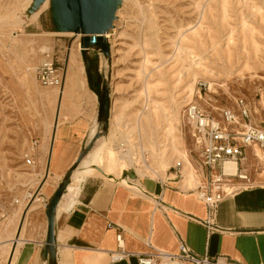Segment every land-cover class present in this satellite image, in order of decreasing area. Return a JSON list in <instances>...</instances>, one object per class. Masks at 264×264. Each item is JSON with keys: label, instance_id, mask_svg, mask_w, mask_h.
<instances>
[{"label": "rangeland", "instance_id": "1", "mask_svg": "<svg viewBox=\"0 0 264 264\" xmlns=\"http://www.w3.org/2000/svg\"><path fill=\"white\" fill-rule=\"evenodd\" d=\"M32 3L0 0V231L12 219V229L21 223L35 195L38 162L28 159L35 161V131L54 117L37 68L49 55L65 72L72 47L68 70L78 54L85 69L76 34L53 30L51 0L29 13ZM110 33V59L95 48L89 54L95 75L110 78L113 112L129 119V142L113 155L125 178H157L178 161L196 172L189 101L220 117L243 98L248 122L264 127V0H123ZM130 144L135 153L124 158ZM244 166L264 182L263 150L249 148Z\"/></svg>", "mask_w": 264, "mask_h": 264}, {"label": "crops", "instance_id": "2", "mask_svg": "<svg viewBox=\"0 0 264 264\" xmlns=\"http://www.w3.org/2000/svg\"><path fill=\"white\" fill-rule=\"evenodd\" d=\"M48 39L53 50L49 35ZM63 85L59 90L43 89L42 99L56 107L51 121L38 131L32 127L38 141L36 192L21 223L18 219L12 229V219L1 229L0 264L6 257L4 264H51L45 256L47 206L76 164L56 209V264H139V255L177 254L182 243L192 253L208 256L210 262L203 264H264V182L259 172L253 173L251 186L223 199L214 214L197 193L209 177L197 155L192 184L184 168L180 174L173 169L157 178H125L113 155H122L123 128L129 119L124 120L121 110L113 112L114 99L108 133L79 161L101 129L98 98L88 84L80 54ZM118 233L126 255L114 259L121 250Z\"/></svg>", "mask_w": 264, "mask_h": 264}, {"label": "built area", "instance_id": "3", "mask_svg": "<svg viewBox=\"0 0 264 264\" xmlns=\"http://www.w3.org/2000/svg\"><path fill=\"white\" fill-rule=\"evenodd\" d=\"M37 77L42 85L62 86L64 67L59 66L54 58L39 65ZM236 107H225L220 117L207 113L196 101H189L184 110L186 122L191 127L194 151L201 164L209 169L207 181L197 188L198 196L213 212L218 204L239 189L251 186L255 180L253 172L246 166L248 148L257 146L264 151V127L248 122L249 108L243 98L236 101ZM257 156V155H256ZM29 163H35L28 159ZM235 162V172H228L225 165ZM183 164L178 161L174 170L180 174ZM117 239L121 250L114 259L126 255L122 246V233ZM164 260V261H163ZM139 264H167L171 261H192L195 264L209 263L208 256H198L182 243L177 254L156 252L139 255Z\"/></svg>", "mask_w": 264, "mask_h": 264}, {"label": "water", "instance_id": "4", "mask_svg": "<svg viewBox=\"0 0 264 264\" xmlns=\"http://www.w3.org/2000/svg\"><path fill=\"white\" fill-rule=\"evenodd\" d=\"M46 0H33L29 13L37 11ZM123 0H51V21L55 32H73L80 34L82 56L90 88L96 93L99 110L98 122L101 126L90 144L83 150L79 157L81 161L93 148L95 141L108 133L110 126L113 99L111 97L110 78H105L96 71V78L92 73V61L89 51L91 48L100 50L105 57L110 59L111 46L103 35L114 26L117 11ZM77 164L69 170L60 183L55 195L47 206L48 237L45 256L51 264H56V238L54 220L57 206L68 189L71 174ZM21 225V224H20Z\"/></svg>", "mask_w": 264, "mask_h": 264}, {"label": "bare ground", "instance_id": "5", "mask_svg": "<svg viewBox=\"0 0 264 264\" xmlns=\"http://www.w3.org/2000/svg\"><path fill=\"white\" fill-rule=\"evenodd\" d=\"M59 33H66V34H74L73 32H59ZM101 35H103L104 36V38H106V40L108 41V42H111L110 41V37H111V33H110V31L109 32H106V33H104V34H101ZM76 36H77V38L79 39V42H80V39H81V35L80 34H76ZM44 44V43H43ZM48 46V44L47 45H45L44 46V50L47 52V53H49L51 50H49L50 48L49 47H47ZM79 49L80 50H82V47H81V43H79ZM43 50V49H42ZM71 51H72V47L70 48V51H69V59L67 60V67H66V69H65V72H64V78H65V76L67 75V73H68V68H69V61H70V58H71ZM53 58V57H52ZM52 58H50V56L48 55V56H46V59L44 60V62H46V61H49V60H52ZM202 59V58H201ZM193 61V60H192ZM197 61V60H196ZM199 61V60H198ZM194 64V63H193ZM188 65V64H187ZM189 66V65H188ZM193 68V67H192ZM64 86V85H63ZM52 87H54V89H56V90H59V88L61 87V86H52ZM61 89V88H60ZM61 97H62V95H61ZM178 110H179V105H177V108H176V113H178ZM147 120V119H146ZM153 130H155L154 128H153ZM171 131V130H170ZM123 141L124 142H129V140H128V136L127 135H124L123 136ZM123 142V143H124ZM128 144V143H127ZM130 147H129V149H128V151L123 155V157L124 158H131V157H133L132 155L135 153V149H134V147L130 144L129 145ZM122 153H124V152H122ZM164 154V153H163ZM133 159V158H132ZM163 163L165 162V161H162ZM225 169H226V171H228V172H235L236 171V169H237V165H236V163L235 162H228V163H226V165H225ZM187 172V171H186ZM186 174V173H185ZM194 175H195V172H194V168H193V166L191 165V166H188V174H187V179L189 180V181H191L193 178H194ZM18 234H19V231H18ZM10 262H8V264H9Z\"/></svg>", "mask_w": 264, "mask_h": 264}, {"label": "flooded vegetation", "instance_id": "6", "mask_svg": "<svg viewBox=\"0 0 264 264\" xmlns=\"http://www.w3.org/2000/svg\"><path fill=\"white\" fill-rule=\"evenodd\" d=\"M92 73H93V75H94V78H96V75H95V73L93 72L94 70H93V65H92Z\"/></svg>", "mask_w": 264, "mask_h": 264}]
</instances>
